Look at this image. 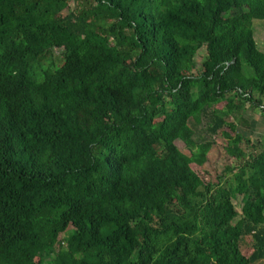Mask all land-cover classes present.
<instances>
[{
    "label": "trees",
    "instance_id": "1",
    "mask_svg": "<svg viewBox=\"0 0 264 264\" xmlns=\"http://www.w3.org/2000/svg\"><path fill=\"white\" fill-rule=\"evenodd\" d=\"M79 1L0 0V264H264V0Z\"/></svg>",
    "mask_w": 264,
    "mask_h": 264
},
{
    "label": "rangeland",
    "instance_id": "2",
    "mask_svg": "<svg viewBox=\"0 0 264 264\" xmlns=\"http://www.w3.org/2000/svg\"><path fill=\"white\" fill-rule=\"evenodd\" d=\"M79 0H68V9H73L77 7L79 4ZM253 30V37L256 42L257 48L264 53V21L254 20L251 24ZM61 50L52 49L40 60V63L45 66L48 61H52L54 65H59L62 57ZM202 54V52L200 53ZM200 54L198 53L196 57V62H199ZM222 104L217 105L215 108H220ZM241 120L244 123L237 124V132L243 135V143L241 144L242 150L245 151L246 154L251 152H256L261 150V147L258 146L260 143H264V117L259 114L258 111L252 109L248 105H245L241 111H239ZM238 118L239 115H238ZM235 119H237L235 117ZM236 121V120H235ZM234 123V121L232 122ZM205 121L202 120L200 124L196 126H191L193 130V138L196 143H200L203 141H212L213 145L211 146L209 152L206 155V162L198 167L196 165H191L192 171H194L198 177L204 182H216L217 178L228 177L230 176V172L226 173L224 169L227 167H232L236 165V160L233 158H229L226 156L224 152V139L219 134L214 136H209L204 132ZM228 132V130H226ZM230 135H233L231 131H229ZM245 139L248 140L249 144H251V148L249 146H245ZM254 148L253 146L256 145ZM174 145L176 148L183 154L189 155L188 151L185 149L184 145L180 141H175ZM263 148V147H262ZM234 172V171H233ZM233 208L237 213L240 210V201L239 197H235L232 201ZM65 235L61 234L59 236V240L63 238ZM240 252L244 257H247L251 253V242L249 238L244 237L242 243H240ZM36 261V260H35ZM46 264V263H45Z\"/></svg>",
    "mask_w": 264,
    "mask_h": 264
}]
</instances>
